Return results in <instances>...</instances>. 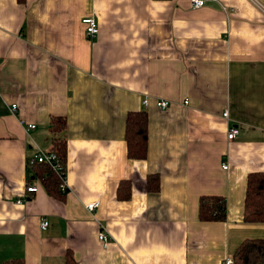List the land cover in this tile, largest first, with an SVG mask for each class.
Here are the masks:
<instances>
[{
  "label": "crops",
  "instance_id": "crops-1",
  "mask_svg": "<svg viewBox=\"0 0 264 264\" xmlns=\"http://www.w3.org/2000/svg\"><path fill=\"white\" fill-rule=\"evenodd\" d=\"M131 111L147 114L142 159L127 155ZM53 137L65 192L30 163ZM252 172H264V0H0V264H225L264 238V221L244 220ZM28 179L38 191L17 203ZM204 195L225 199L224 220L198 218Z\"/></svg>",
  "mask_w": 264,
  "mask_h": 264
},
{
  "label": "trees",
  "instance_id": "trees-1",
  "mask_svg": "<svg viewBox=\"0 0 264 264\" xmlns=\"http://www.w3.org/2000/svg\"><path fill=\"white\" fill-rule=\"evenodd\" d=\"M54 131L64 130L65 121L61 117L54 118ZM146 125L147 114L144 111H131L126 116L125 140L127 155L130 158L142 159L146 154ZM52 151L57 154L63 167L65 166L66 142L64 138L53 137ZM37 165L46 164L37 163ZM35 164V165H36ZM148 178L150 189L156 188V183ZM59 179V178H58ZM42 183L49 192H59V183L54 175L41 178ZM129 196L128 190H123V183L119 187L118 197ZM226 216V202L222 196H200L198 202V218L202 221L224 220ZM244 220L246 222L264 221V172H252L247 176L246 192L244 198ZM233 264H264V238L243 241L233 254ZM2 264H24L23 261H6ZM67 264H74L72 259H67Z\"/></svg>",
  "mask_w": 264,
  "mask_h": 264
},
{
  "label": "built area",
  "instance_id": "built-area-1",
  "mask_svg": "<svg viewBox=\"0 0 264 264\" xmlns=\"http://www.w3.org/2000/svg\"><path fill=\"white\" fill-rule=\"evenodd\" d=\"M205 0H190V5L192 8H200L204 6ZM81 23L84 26V32L85 36L88 40L94 39L98 33H99V28L98 24L96 22V19L93 16H85L82 18ZM143 104L147 105V99L143 100ZM184 104H187V101H184ZM170 105L169 100L165 99H159L156 101V106L159 107L160 109H166ZM11 109L15 110L16 109V104L11 105ZM222 116L224 118H228V112L224 111ZM28 129H32L35 127L34 124H28L26 126ZM239 133V127L237 125H232L227 132V140H233L236 138V136ZM43 163L49 166L58 176L59 178V188L61 192L66 191V180H65V170L64 167L57 156L56 153H54L52 150L51 151H44V150H38L33 158L30 159V163ZM222 168L226 169L227 165L223 164ZM39 185L32 179L26 180L25 183V196L26 198L24 199H18L17 203H22L24 200H27L28 197L32 194H35L38 191ZM99 205V202H90L86 205V209L88 211H93L97 206ZM48 225V222L46 220H42L40 227L42 229L46 228ZM98 239L103 242L104 245H106L109 241V236L106 233V231L101 230L98 233ZM225 264H233V260L231 258H227L225 260Z\"/></svg>",
  "mask_w": 264,
  "mask_h": 264
}]
</instances>
